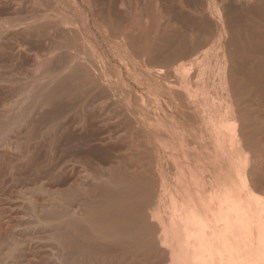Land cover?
<instances>
[{"label": "bare ground", "instance_id": "6f19581e", "mask_svg": "<svg viewBox=\"0 0 264 264\" xmlns=\"http://www.w3.org/2000/svg\"><path fill=\"white\" fill-rule=\"evenodd\" d=\"M136 17L135 14L134 18ZM127 23H130V21ZM131 24L129 25L131 26ZM134 24L136 25V23ZM138 24L142 25L143 23L139 22ZM135 25L134 28H136ZM145 29L147 30L146 27ZM143 32L147 34L146 40L144 38L146 35L143 36ZM171 33H165L157 37L156 41V37L148 36L150 31L147 33L140 28H136L133 31L131 30L127 36L130 40L129 43L131 45L132 42L134 43L136 54H138L137 48H141L140 43L145 44L146 64L152 67L162 66L157 65L160 62H156L155 57L164 54L165 56L161 60L168 61L169 64L165 67L172 68V64L179 63L174 64L176 66L173 67L172 73H175L177 86L182 93L170 89L169 83L171 82H169V79L171 75L169 76L167 68H162L163 70L158 68V73L156 72V77H153V79H151V75H149L151 72L148 69L136 70L133 75L128 76L131 81L140 83L142 86L141 81H147L141 91L147 90L148 95L153 96L154 103L156 102L150 110L146 107L151 103H146L143 100L140 101L143 104L145 103V106L138 105L136 109L133 108L134 100L124 94V86L129 88L130 83L128 82H131L130 80L127 82V80L120 78L114 82L112 79H104V82L110 88L108 91L99 84V78L102 79L103 76H108L106 66L101 65V69L94 77L90 68L93 64H89L83 59L85 57L81 56L83 54L100 57L99 53L101 52H97L90 40L81 38L84 41H79L78 32L72 33L63 42L56 44L57 40L53 39L55 45L51 44L53 46L51 50L48 49L47 57L42 60V63H38V67L36 66L33 69L35 70L33 71L35 77L32 78L34 85L30 84L32 92L26 90L30 94L28 95L31 100H35L34 102L38 104L37 100L41 102L45 98L49 99L52 96L55 98L54 96L57 94H64L68 96L67 100L70 101V105H77L81 101L88 102L94 98L109 96L108 94L113 97L119 96L120 99H125V103L131 104L128 109L129 114L133 115L131 123L134 125L144 124L143 127H146L142 130L145 141L138 142L139 129L136 128V132L129 133L127 149L131 153L122 155L121 158L118 157L120 160L116 163L117 166L113 167L116 168V172L114 169H112L113 171L110 169V173L113 172L110 176L104 175L107 178L103 177L105 178L103 180L97 178L96 182L92 181L93 183L89 187L87 186L88 190H77L75 187L77 191L73 196L74 198L71 197L72 201L67 202V198L65 199L61 195L64 200L62 202L61 199V201L58 199L62 202L58 203L55 202L57 199H54L58 194L55 197L51 196L55 201L51 200L53 203L50 209L46 207L47 210H44L42 205L43 210L39 211L37 208L36 211L35 208L33 210L32 206L41 202L34 199L35 201L28 203L30 198L26 196L23 197L28 199L27 202L25 201V203L30 204L28 207H26V204L21 206V202V207L13 205L15 203L12 202L14 200V194L12 193L17 188L16 185H22L20 178L13 172L14 167L18 164H14L12 158L9 160L4 152L0 154V264H264V199L259 197V191L256 190V193L253 187L251 188L250 184L252 183L249 184L247 174L244 172L248 165L249 156L245 155L238 142V128L236 127L238 119L233 120L234 117H238L232 105L233 100L225 98L229 93L227 90L219 96L215 95V91L212 94L207 91L206 95L214 96L202 97L201 99L195 97L196 88L192 91L191 87H204L206 83L202 78L197 79L195 77L196 74L201 73L202 67H196L193 78L191 65L186 67L183 61L181 62V59L188 57V52L182 50L177 53L173 50V45L178 37ZM165 37H167L165 41L171 44L174 51L173 55L168 50H158L164 46V44H159V39H165ZM180 46L181 43L179 42L177 48ZM128 48L126 44L127 50L124 53L127 56L120 57V61L125 59L127 63L133 62L132 52L128 51ZM138 50L140 52L143 49ZM196 51L197 48L193 47L190 54L194 55ZM80 59H83V61ZM99 61L101 64L103 63L102 60ZM191 62L188 61L189 64ZM216 67H220L219 64ZM220 82L223 86L224 82L221 79ZM163 97L167 98L165 101L169 100V103L171 101L168 104L172 111L170 113L166 111L161 115L157 112L161 110L162 113V110H164L160 109L158 104ZM182 99H184L186 105L181 104ZM26 100L28 102V99ZM23 101L25 102V100ZM30 105L33 104L22 107V102L21 109H18V112L11 114L12 116L7 122L0 123V135L9 130L16 135H21L20 131L25 129H22V127L27 125L28 128V124L29 126L32 124L30 121L29 123L23 121L30 112V107L31 110H33V106L36 107L35 104ZM186 107L191 110L190 113L186 112ZM141 108H145V110L141 111ZM213 108L216 109V115L212 116L209 113ZM35 111L33 110V112ZM33 112L31 111L32 115ZM35 113L40 118L34 120L40 121L45 111H36ZM174 115L178 116L177 120L173 117ZM36 122L33 123L36 124ZM40 122L42 124L44 121L41 120ZM30 127L35 126L31 125ZM41 127L38 125V132ZM26 133L22 135H25L28 139L31 132H28V135ZM19 139L17 136V140ZM27 139L25 140L28 141ZM110 139L113 140V136ZM114 141L107 143L108 146L114 147L113 149L117 144V141ZM227 145L232 146L238 153L233 155L234 151L231 152L228 147L233 156L231 155V157L228 154L224 157L222 152L228 149L226 148ZM77 146L80 147L79 144ZM18 149L20 150V147ZM13 164L14 166H12ZM223 166L226 168L224 167V169ZM207 169L213 170L214 174L205 172L209 175L212 174L211 178L205 180L207 174L205 175L203 172ZM18 173L20 174V171ZM156 173H158L156 176L157 181L154 176ZM13 174L17 178L12 177ZM24 179L22 180L24 181ZM80 182H78L79 185ZM39 186L43 190L41 185ZM25 187L28 191V187ZM24 188L21 187V190L25 191ZM16 190L18 191L19 188ZM31 190L32 193L37 192L36 189ZM26 193L22 194L26 195ZM16 197L18 196H15V201L19 199ZM156 197L158 198L155 201L154 198ZM57 198H60V196ZM161 200L163 204H161ZM73 201L78 207V210L75 208L77 210H75V216H72V209L69 210ZM147 218L148 220H146ZM149 218L158 222L155 221L159 225V237L155 232L158 228L153 232L152 228L155 227V223H152V226L149 223ZM47 225L48 227L50 225L51 228L47 229ZM51 231L53 232L52 235L47 234ZM51 240L52 243L56 240V243L51 244ZM160 244H163L164 248L159 247ZM102 253H107V256L104 254L103 257Z\"/></svg>", "mask_w": 264, "mask_h": 264}, {"label": "rangeland", "instance_id": "374dc122", "mask_svg": "<svg viewBox=\"0 0 264 264\" xmlns=\"http://www.w3.org/2000/svg\"><path fill=\"white\" fill-rule=\"evenodd\" d=\"M135 14L139 19L137 17V19L134 18ZM128 19L130 23H127L129 22ZM43 22L44 24H42ZM133 22L136 23V25ZM139 22L143 23L142 25L145 26L138 24ZM127 24L128 26H126ZM129 24H131V26ZM133 24L136 28L142 29V31H146L147 33L150 31V34H152H148V36L156 37V41L157 37L165 33L174 32L171 34L176 35L178 38L173 45V50L177 53L182 50L188 52V57L181 59V62L183 61L186 67L191 65L193 78L196 73V67H202V74L199 72L195 77L205 80V86H199L197 88L194 86L191 87L190 85L192 91L196 88V98L199 97L198 99H201L202 97L209 98L214 96L206 95V93H208L207 91L211 94L215 91V95L217 94V96L225 93V90L229 92L225 98H231L233 100L232 105L238 117L233 118V120L238 119L236 121V127L238 129L235 127L239 137L238 142L245 155H247V157L249 156L248 165L244 172L247 174L249 184L252 183L250 184L251 188L253 187L256 193L259 191L258 193L260 196L259 194H257V196L264 199V0H0V123L7 122L12 116L11 114H15L18 109H21L22 102V107H24V105L35 104L36 107L30 105L33 106V110L38 112L45 111L46 114L42 116L41 120L44 122L41 124V120L37 121L40 117L35 113L36 111L33 112L30 107V112L27 114L29 116L26 115L27 118L25 117L23 121H28H24L25 123H29V121L32 122L31 125L36 128L30 127L31 125L29 126L28 124V128L27 125L22 127V129L25 128L26 130H21V135H16L10 130V132L8 131L0 135V154L4 152V155L7 156L9 160L12 158L13 163L18 164L16 165L17 168H15L16 166L14 167L13 172L20 178V182L22 183V185L20 184L21 186L16 185L17 188H15V190L13 189L14 192L12 194H14V200L12 202L15 203L13 205L15 207L18 205V207H21L26 204V207H28L30 204L25 203L28 199L26 198V200L23 196L30 198L29 200L31 202L29 201L28 203L35 201L34 199L41 202L32 206L33 210L35 208V211L36 208L38 211L43 210V206L44 210L46 207L50 209L53 201H55L54 199H57L55 202L62 203L64 200L62 196L65 197V199L67 198V202L69 200L72 201L71 197L76 194L78 189L88 190V187L91 183L96 182L97 178L98 180H103L110 176L113 172L110 173L109 170L114 169L113 167L118 163L121 156L131 153L130 150L127 149L129 133H134L139 129V137L137 140L138 142L141 140L145 141V135L142 130L146 129V127H143L144 124L134 125L131 123V117H133V115H130L128 112L131 104L125 103V99H120L119 96L113 97L108 94L109 96H101L89 100L88 102L81 101L77 105H70V101L67 100L68 96L57 94L54 96L55 98L52 96L49 99L45 98V100H41V102L36 99L38 103L36 104V102H34L35 100H31L30 94L28 93L30 91L32 92V87L30 86L34 85L32 78L35 77L33 72L35 70L33 69H35L36 66L38 67V63H42L43 59L45 60L47 57L46 54L49 53L48 49L51 50L53 45L58 42H63L67 37H70L69 35L75 32H78V37H80L79 41H84L81 40V38L88 39V41L90 40L95 46L97 52H101L99 53L100 57L83 54H81V56L85 57L83 59L89 62V64H93L90 68L94 77L101 69V65L106 66V73L108 76H103L102 79L99 78L98 82L105 87L107 91L110 90V88L104 82V79H112L115 82L116 79L121 78L128 82L130 80L128 76L133 75L136 70L148 69V71L151 72L149 75H151V79H153V77H156V72L158 73V68H167L165 66L169 65L168 61L161 60V58L165 56L164 54L155 57L156 62H160V64L157 65L162 66L152 67L146 64V48L144 49L145 44L143 43H140L141 48H137L138 54H136L134 43L132 42L131 45L129 43V37H127L131 30L133 31L136 29ZM144 34L146 36H144ZM143 36L146 40L147 34L145 32H143ZM167 37H165V39H159V44H164V46L158 50H168L171 52V55H173L174 51L172 50L171 44L165 41ZM53 39L57 41L55 42ZM179 42L181 46L177 48ZM126 44L129 47L128 51L132 52L133 62L127 63L125 59L120 61V57L127 56V54L124 53V51L127 50ZM193 47H196L197 51L194 55H191L190 52ZM138 49L143 50L139 52ZM72 51L74 50L72 49ZM83 59L80 60L83 61ZM99 60H102L103 63L101 64ZM188 61H192L191 64H189ZM174 64L177 65L179 63L175 62ZM174 64L171 65L172 68H167L169 76L171 75L169 79L171 83L168 85L170 89L182 93L181 89L177 86V77L174 72V74L172 73L174 70L173 67L175 68L176 66H174ZM217 64H219L220 67H216ZM220 79L224 82L223 86L221 82L219 83ZM141 82L144 86L147 81ZM128 83H130L129 88H126L123 84L124 94L134 100V109H136L138 105L145 106V103L143 104L140 100L151 103V106H148L149 108L146 107L148 110L154 107L156 102L154 103L155 100H153V96L148 95L149 92L147 90L141 91L143 86L140 85V83H135L134 81ZM29 87L30 89H28ZM26 90L28 92H26ZM141 95L143 96L142 98ZM26 99H28V102ZM163 99L158 103L160 109H164L162 113L161 110H158L157 113L161 115L166 111L169 113L172 111L169 105L171 101L169 103V100L165 101L167 98L163 97ZM152 100L154 104L151 102ZM181 104L186 105L184 99L181 100ZM143 110H145V108H141V111ZM31 111L34 113V117ZM186 112L190 113L191 110L186 107ZM215 113L216 109L213 108L209 114L213 116L216 115ZM173 117L176 120L178 118V116L176 117L175 115ZM79 118L82 119L80 120ZM104 120L105 122H103ZM33 122H36L39 127L42 126L39 128V132L37 131L38 125ZM185 125L187 126V124ZM66 126L67 128H65ZM78 130H80L82 134ZM23 131L24 133H26V131L31 132L30 134L28 132L26 133V135L29 134L28 139L25 135H22L24 134ZM33 131L36 133H32ZM109 135L113 136V140L110 139L111 136L109 137ZM17 136L21 141L20 139L17 140ZM23 137L24 139H22ZM96 139L99 140L97 141ZM114 140L117 141L116 146L119 148L118 150L116 146L115 149H113L114 147H111V145L108 146V144ZM21 142H23V144H21ZM24 144L25 146L23 147ZM78 144L80 147L77 146ZM19 147L20 150L18 149ZM210 147L211 145L209 148ZM228 147L231 152L234 151L233 155L238 153L232 146L227 145L226 148ZM229 148L222 152L224 157L228 154H230V156L232 155ZM119 156L120 158H118ZM59 161H62V163ZM14 164L12 166H14ZM224 167L225 166H223V168ZM115 170L116 168L114 171ZM19 171L20 174L18 173ZM212 171L210 169L204 170L203 173L205 175L207 174L205 180L212 177V174H214ZM99 172L101 174H98ZM205 172H212V174H210V176ZM250 172L252 173L250 174ZM15 175L12 177H16ZM157 175L158 173L154 175L156 181ZM23 178H25L24 181L22 180ZM78 182H80V185ZM24 185L28 187L27 190L29 192L26 191ZM39 185H41L43 190ZM21 187H25V191H22L23 189L21 190ZM18 188L22 196L19 195L20 193H17L18 191L16 189ZM29 189H33V191L36 189L37 192L34 191V194V192L32 193V190L30 191ZM24 192L28 193L23 195L25 194ZM31 194L34 195V198ZM55 195L57 196L55 197ZM15 196L19 198L18 200L16 199L17 202L15 201ZM35 196H38L39 199ZM51 196L55 198L52 199ZM59 196L60 198H57ZM21 197L23 198L20 199ZM157 198L158 197L154 198L155 201ZM58 199H61L62 202ZM160 202L163 204L162 200ZM74 203V201L71 202L72 205H70L69 208L70 211L72 209L71 212L73 215L70 213L72 216H75V212L78 210V207H76L77 205ZM31 218L34 219L33 217ZM31 218L29 219L31 220ZM146 220H148V218ZM149 220L150 224L155 223V227L152 224L154 228H152V230L154 232V230L159 227L157 224L158 222L150 218ZM49 227L47 229H49ZM158 230L159 228L155 231L158 234H156L157 237L160 236V231ZM52 233L51 231L47 234L52 235ZM54 242L56 243V240L53 241V243L51 240L50 243L55 244ZM159 247L164 248V245L160 244ZM56 249H54V251ZM102 254L103 257L104 254L107 256V253Z\"/></svg>", "mask_w": 264, "mask_h": 264}]
</instances>
